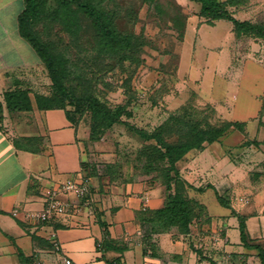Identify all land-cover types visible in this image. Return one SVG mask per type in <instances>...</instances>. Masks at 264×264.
Masks as SVG:
<instances>
[{"label": "rangeland", "instance_id": "obj_1", "mask_svg": "<svg viewBox=\"0 0 264 264\" xmlns=\"http://www.w3.org/2000/svg\"><path fill=\"white\" fill-rule=\"evenodd\" d=\"M8 2L0 0V6ZM24 6V0L6 4L10 14H0V28L14 30L21 38L18 44L31 50L32 70L20 86L36 102L38 95H55V88L45 63L20 35L18 16ZM107 6L116 12L118 28L139 41L126 59L103 53L96 30L85 20L77 36L58 23L36 25L41 37L69 58L70 90L130 111L121 116L123 122L107 126L97 137L93 133L97 115L66 103L82 132L84 177L111 184L146 180L150 187L164 189L166 164L149 168L140 154L156 141L145 139L136 128L152 132L179 111H188V119L205 126L245 121V130L230 128L208 144L207 155L194 150L178 163L183 189L207 210L196 214L184 239L177 230L173 237L188 245V264L192 255L207 256L218 264H260L255 249L231 242L240 241L238 217L228 219L230 208L218 201L213 188H196L213 184L233 208L249 216L250 235L264 244V40L236 38L226 19L208 24L192 0H158L157 6L146 0H112ZM232 9L240 19L264 20V0H248ZM25 56L29 58L28 52ZM176 128L165 134L166 142L180 139V126ZM209 260L202 264H211ZM37 264L56 263L39 260Z\"/></svg>", "mask_w": 264, "mask_h": 264}, {"label": "crops", "instance_id": "obj_2", "mask_svg": "<svg viewBox=\"0 0 264 264\" xmlns=\"http://www.w3.org/2000/svg\"><path fill=\"white\" fill-rule=\"evenodd\" d=\"M13 1L0 6L2 16L10 14V7L4 6ZM20 39L14 30L0 28V100L4 103L0 128V264H22L19 250L31 258L30 264L39 260L56 264H188V245L173 237L177 229L154 234L157 248L145 251L144 229L137 212L163 206L161 186L150 187L146 180L111 184L84 177L82 132L66 109L40 108L31 95L30 110L13 111L6 106L5 91L22 85L26 72L32 70L31 50L18 44ZM16 138L36 139L32 144L25 140L15 144ZM207 150L200 151L202 156ZM69 177L88 180L94 214L85 207L81 213L61 215L52 223L27 217L28 212L43 209L51 191ZM64 197L80 201L74 195ZM230 211L225 214L229 220L234 217ZM105 231L118 248L100 249ZM53 232L58 249L52 242ZM231 242L241 244V240ZM191 257L189 264L203 263L196 255Z\"/></svg>", "mask_w": 264, "mask_h": 264}, {"label": "trees", "instance_id": "obj_3", "mask_svg": "<svg viewBox=\"0 0 264 264\" xmlns=\"http://www.w3.org/2000/svg\"><path fill=\"white\" fill-rule=\"evenodd\" d=\"M112 0H24L25 6L18 16L19 32L26 39L40 58L45 63L55 88V95H38L36 103L40 108L60 107L66 109L69 119L77 124L78 119L66 107V103L76 106L83 112L91 110L98 117L94 124L93 133L98 136L103 134L107 126L115 122H123L122 115H129L130 111L124 105L115 108L108 107L98 98L85 92H75L66 85L70 75V60L61 51L55 50L53 44L44 40L36 25L40 23H58L71 35L77 36L85 27L84 20L96 30L97 43L100 50L109 55L119 56L121 59L129 57L139 43L132 33H125L117 26L116 12L107 6ZM158 5V0H146ZM199 5L198 15L208 23L214 24L217 20L226 19L232 23V31L236 38L254 37L264 40V20L257 22L249 19H240L235 16L232 7H238L248 0H192ZM6 106L13 111L30 110L33 100L29 91L21 86H16L4 93ZM264 110V97L261 112ZM4 103L0 100V128L3 127ZM189 112H177L171 114L168 121L159 125L152 132L136 128L147 140L154 139L145 146L140 154L148 160L147 167L158 168L165 165V180L163 183L165 200L159 208H147L137 212V219L144 229V241L148 248L156 249L154 234L177 229L180 234L188 235L193 223V218L198 212H206V206L197 199L190 197L181 181L178 163L192 150H203L208 144L218 141L230 128L239 131L245 130V121L229 120L222 124L201 125L193 118H187ZM173 126H180L181 137L175 142H166L165 134L171 132ZM134 127V126H133ZM176 128V129H177ZM36 138L14 139L15 144H32ZM83 169L87 166L82 163ZM95 169V168H94ZM94 175L96 171L94 170ZM86 177V176H85ZM88 177V176H87ZM191 186V185H190ZM205 188H213L218 201L231 209L232 215L239 219L241 244L247 249H255L260 260L264 264V244L253 238L247 227L248 215L238 212L233 208L231 200L221 194L217 188L209 183L206 187L196 188L203 191ZM91 193V190H90ZM90 197V194L87 198ZM209 217V216H208ZM103 223V222H102ZM104 224V223H103ZM105 225V224H104ZM108 232H104V240L100 243V249L109 247L118 248L111 242ZM120 248V247H119ZM121 249V248H120ZM22 264H30L31 258L19 250ZM209 260L207 256L200 260ZM211 264H218L209 260Z\"/></svg>", "mask_w": 264, "mask_h": 264}, {"label": "built area", "instance_id": "obj_4", "mask_svg": "<svg viewBox=\"0 0 264 264\" xmlns=\"http://www.w3.org/2000/svg\"><path fill=\"white\" fill-rule=\"evenodd\" d=\"M91 186L88 180L85 179H75L67 178L62 181L58 186H56L49 196L47 204L40 211L28 212L27 217L36 218L42 222H54L59 216L65 214H78L83 211L86 207L90 214H94V209L92 207V202L90 197ZM74 195L79 202H72L70 199L65 198L66 195ZM148 197H146V201ZM17 209L14 213L17 214ZM52 242L56 249L59 248V242L56 237V233H52Z\"/></svg>", "mask_w": 264, "mask_h": 264}]
</instances>
